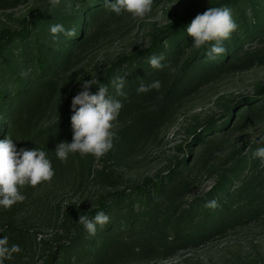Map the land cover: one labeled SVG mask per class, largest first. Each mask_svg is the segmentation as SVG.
<instances>
[{
    "label": "trees",
    "instance_id": "trees-1",
    "mask_svg": "<svg viewBox=\"0 0 264 264\" xmlns=\"http://www.w3.org/2000/svg\"><path fill=\"white\" fill-rule=\"evenodd\" d=\"M22 0H0V9L12 8ZM161 0H154L158 3ZM153 3V4H154ZM226 5L232 9L238 28L224 41L226 53L215 60L207 57L208 45L196 48L186 27L196 12L181 21L172 22L153 34L148 47L119 58L109 70L96 79L109 85L124 76L126 97H117L123 107L117 118L116 138L129 147L157 137L177 104L211 83L221 74L245 71L264 63L260 49H246L254 41H264V0H216L212 7ZM203 13V12H202ZM129 14L117 15L105 6V0H59L48 2L24 19L20 28L0 35V137L12 138L18 147L44 150L52 162L55 175L63 166L55 156L61 141L71 142L70 105L51 127L38 130L37 116L53 106L63 77L71 70L75 58L92 42L99 40L107 27ZM60 23L71 29L73 36L59 34L53 39L50 25ZM163 55L165 67L154 69L148 63L151 55ZM161 81L159 90L136 91L140 83ZM92 91H97L94 86ZM264 117V92L253 97H237L222 114L195 127L191 139L179 150L182 156L168 172L143 185L116 188L102 196L99 204L87 212L65 213L63 237L56 240L39 238L19 227L0 208V238L18 244L21 252L5 264H118L121 260L142 257H171L181 251L197 248L225 234L241 223H249L264 214V165L253 155L256 139L232 154L221 166L218 179L210 190L186 202L187 193L199 182L215 157L223 151L222 138L233 130L244 129ZM117 142V144H119ZM68 167L83 166L68 156ZM106 184L115 181L103 176ZM215 199V209L205 207ZM103 211L110 217L91 236L78 222L80 215L94 217ZM78 215V216H77Z\"/></svg>",
    "mask_w": 264,
    "mask_h": 264
},
{
    "label": "rangeland",
    "instance_id": "rangeland-1",
    "mask_svg": "<svg viewBox=\"0 0 264 264\" xmlns=\"http://www.w3.org/2000/svg\"><path fill=\"white\" fill-rule=\"evenodd\" d=\"M47 2L22 0L12 8L0 9V35L20 28L25 18L41 10ZM215 2L161 0L153 4L152 11L143 19H133L127 15L118 23L111 24L99 40L78 54L71 70L63 77L53 106L37 116L34 126L40 130L54 125L62 117L63 109L71 104L72 96L80 90L84 80L107 72L119 58L148 47L153 34L172 22L181 21L190 12H204ZM248 48L251 51L260 49L263 54L264 41H254L246 46ZM260 92H264V63H257L245 71L219 75L180 101L157 137L133 147L120 144L115 138L113 148L103 157L96 158L91 154L81 156L83 166L77 165L76 169L69 168L68 162H63L59 173L51 181L41 182L35 187L25 185L19 188L26 199L15 203L9 214H4L5 220L8 218L39 238L60 239L65 235L62 229L65 213L72 209L76 210V214L87 212L99 204L102 196L116 188L143 185L147 180L165 174L171 164L182 156L179 148L188 143L195 127L222 114L235 98L253 97ZM114 131L117 132V129ZM261 137H264V117L222 138L223 151L203 169L199 182L187 193L185 201L190 202L210 190L218 179L221 166L227 164L232 154ZM69 156H74L78 163V153ZM106 175L115 179L112 185L103 181ZM1 213L2 210L0 215L3 216ZM118 264H264V214L249 223L236 225L197 248L181 251L171 257L146 258L137 255Z\"/></svg>",
    "mask_w": 264,
    "mask_h": 264
},
{
    "label": "clouds",
    "instance_id": "clouds-1",
    "mask_svg": "<svg viewBox=\"0 0 264 264\" xmlns=\"http://www.w3.org/2000/svg\"><path fill=\"white\" fill-rule=\"evenodd\" d=\"M55 7L59 0H49ZM154 0H105V6L113 13L121 15L127 13L133 19H143L152 11ZM238 28L233 18L232 9L226 5L209 7L203 13H198L186 27L188 35L193 37L192 45L196 48L208 45L207 57L215 60L226 53L224 41ZM50 33L53 39L59 34L71 37L74 35L71 29L55 23L50 25ZM164 56L151 55L148 58L149 65L154 69H162ZM125 77L117 76L109 83L115 90V95L109 92V85L102 84L96 78L84 80L80 90L71 98L70 122L72 127V140L61 141L55 147V156L61 162H67L69 154L78 153L80 156L91 154L96 158L103 157L114 146L116 138L117 118L123 107V102L117 97H126L123 91ZM97 91L93 92V87ZM162 84L154 80L148 84L140 83L136 91L146 93L152 89L159 90ZM257 143H264L261 137ZM253 155L260 159L264 165V147H257ZM55 170L46 152L40 148L18 147L15 141L8 136L0 139V208L9 209L17 202L26 199L19 188L30 185L37 186L41 182L51 181ZM218 203L215 199L208 200L205 207L215 209ZM110 217L103 211L96 213L94 217L80 215L78 222L91 236H95L97 227H103ZM18 244L9 242V236L0 238V264L14 259V254L21 252Z\"/></svg>",
    "mask_w": 264,
    "mask_h": 264
}]
</instances>
